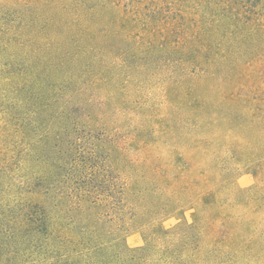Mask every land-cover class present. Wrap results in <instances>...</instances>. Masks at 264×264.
Returning a JSON list of instances; mask_svg holds the SVG:
<instances>
[{
    "label": "rangeland",
    "instance_id": "374dc122",
    "mask_svg": "<svg viewBox=\"0 0 264 264\" xmlns=\"http://www.w3.org/2000/svg\"><path fill=\"white\" fill-rule=\"evenodd\" d=\"M169 109L221 150L220 177L264 198V0H0V264L141 249L139 226L102 211L124 153L93 128L141 139Z\"/></svg>",
    "mask_w": 264,
    "mask_h": 264
},
{
    "label": "trees",
    "instance_id": "16d2710c",
    "mask_svg": "<svg viewBox=\"0 0 264 264\" xmlns=\"http://www.w3.org/2000/svg\"><path fill=\"white\" fill-rule=\"evenodd\" d=\"M77 118L73 126L85 128L88 116ZM157 120L174 124L156 125L141 139L93 128L101 137L97 142L124 153L123 169L116 157L108 158L122 170L125 188L117 191L114 177L112 192L101 199L107 222L125 221L127 231L139 226L145 238L141 249L126 250L121 264H252L257 254L264 257V198L218 175L221 150L199 145L204 135L196 126L170 109ZM175 216L182 221L164 229L162 221Z\"/></svg>",
    "mask_w": 264,
    "mask_h": 264
}]
</instances>
